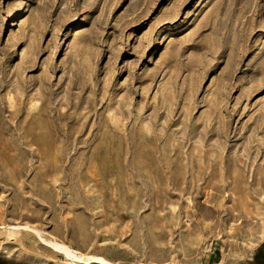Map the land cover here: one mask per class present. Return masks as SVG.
Wrapping results in <instances>:
<instances>
[{
	"label": "rangeland",
	"instance_id": "rangeland-1",
	"mask_svg": "<svg viewBox=\"0 0 264 264\" xmlns=\"http://www.w3.org/2000/svg\"><path fill=\"white\" fill-rule=\"evenodd\" d=\"M263 242L264 0H0V264Z\"/></svg>",
	"mask_w": 264,
	"mask_h": 264
},
{
	"label": "trees",
	"instance_id": "trees-1",
	"mask_svg": "<svg viewBox=\"0 0 264 264\" xmlns=\"http://www.w3.org/2000/svg\"><path fill=\"white\" fill-rule=\"evenodd\" d=\"M254 264H264V244L258 248Z\"/></svg>",
	"mask_w": 264,
	"mask_h": 264
},
{
	"label": "crops",
	"instance_id": "crops-1",
	"mask_svg": "<svg viewBox=\"0 0 264 264\" xmlns=\"http://www.w3.org/2000/svg\"><path fill=\"white\" fill-rule=\"evenodd\" d=\"M262 244H264V242L261 243V244L256 248V250L252 253L251 257H249V258H248V261L245 262L244 264H254V261H255V258H256V254H257V250H258V248H259ZM215 264H216V263H215Z\"/></svg>",
	"mask_w": 264,
	"mask_h": 264
}]
</instances>
